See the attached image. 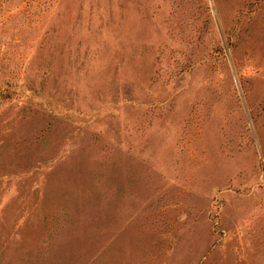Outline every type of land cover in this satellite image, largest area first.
Returning a JSON list of instances; mask_svg holds the SVG:
<instances>
[{
	"label": "rangeland",
	"instance_id": "374dc122",
	"mask_svg": "<svg viewBox=\"0 0 264 264\" xmlns=\"http://www.w3.org/2000/svg\"><path fill=\"white\" fill-rule=\"evenodd\" d=\"M0 264H264V0H0Z\"/></svg>",
	"mask_w": 264,
	"mask_h": 264
}]
</instances>
